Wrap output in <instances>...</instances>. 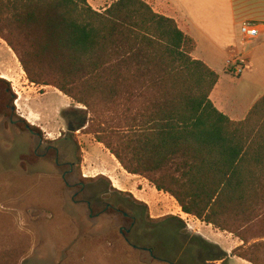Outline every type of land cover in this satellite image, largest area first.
<instances>
[{
	"label": "trees",
	"instance_id": "1",
	"mask_svg": "<svg viewBox=\"0 0 264 264\" xmlns=\"http://www.w3.org/2000/svg\"><path fill=\"white\" fill-rule=\"evenodd\" d=\"M0 38L28 82L52 86L84 107L64 111L70 136L86 130L125 171L146 178L184 213L216 229H263L264 94L243 120L220 112L209 97L218 74L192 57L195 42L173 18L144 0H113L101 11L88 0H0ZM44 65L52 82L40 80ZM2 87L9 122L15 117L14 124L41 132L16 114L10 82L0 77ZM51 152L58 164L55 149L47 146L43 155ZM164 220L179 223L188 238L179 217ZM177 229L167 231L172 237ZM169 240L162 243L171 255ZM187 247L226 264L227 254L199 236ZM241 248L232 255L264 264Z\"/></svg>",
	"mask_w": 264,
	"mask_h": 264
},
{
	"label": "rangeland",
	"instance_id": "2",
	"mask_svg": "<svg viewBox=\"0 0 264 264\" xmlns=\"http://www.w3.org/2000/svg\"><path fill=\"white\" fill-rule=\"evenodd\" d=\"M88 1L101 9L113 0ZM0 68L11 74H5V79L14 94L16 114L41 129L14 124L15 117L10 123L3 109L8 99L0 88V264H222L221 260L206 261L208 256L195 248L188 249V240L199 236L224 250L239 242L235 234L247 242H241L243 248L238 252L249 249L264 263V237L259 238L264 224L263 229L254 224L230 235L198 225L195 218L187 227L185 214L171 195L125 171L86 130L70 136L64 111L71 101L62 109L54 100L55 94L65 98L62 93L31 86L1 38ZM39 77L46 82L53 78L46 65ZM47 146L55 149L59 165L54 152L43 155ZM116 171L121 174L118 178L114 177ZM167 215L183 221L187 239L181 235L184 229L179 223L164 220ZM172 226L178 229L171 237L167 229ZM165 239L174 242L171 255L164 253ZM255 242L261 244L252 246ZM143 248H154L155 254Z\"/></svg>",
	"mask_w": 264,
	"mask_h": 264
},
{
	"label": "crops",
	"instance_id": "3",
	"mask_svg": "<svg viewBox=\"0 0 264 264\" xmlns=\"http://www.w3.org/2000/svg\"><path fill=\"white\" fill-rule=\"evenodd\" d=\"M144 1L154 11L173 18L178 27L194 40L195 49L192 52V57L201 60L218 74V80L209 96L214 106L231 120H243L256 100L264 94V0ZM95 2L103 1L95 0ZM106 6H102L101 9L93 7L101 11ZM244 22L258 26L259 33L255 38L251 40L243 38L240 33V26ZM6 53L8 59H11L10 54ZM10 63L15 66L13 61ZM234 64L242 67L241 73L237 76L231 73ZM5 74L11 75L8 71L0 68V77L8 79ZM29 84L34 85L30 82ZM26 87L30 86L26 85ZM40 87L54 88L52 86ZM61 95L65 98L62 99L55 94L54 100H58L62 109L70 106L69 101H71V106H81L75 104L66 95ZM28 108L31 110V107ZM120 175V172L114 173V177L118 178ZM183 214L187 215L184 212ZM195 222L207 228L212 227L211 224H206L197 218L194 219ZM214 229L222 234H231L227 231ZM210 236L212 235L210 234ZM235 240L239 242L232 248H223L228 256L226 264H252L245 259L232 255V250L240 246L242 242L236 237Z\"/></svg>",
	"mask_w": 264,
	"mask_h": 264
},
{
	"label": "built area",
	"instance_id": "4",
	"mask_svg": "<svg viewBox=\"0 0 264 264\" xmlns=\"http://www.w3.org/2000/svg\"><path fill=\"white\" fill-rule=\"evenodd\" d=\"M240 33L243 36V38H245L247 40H251V39L255 38L259 33L258 26L256 24H253V23L244 22L240 26ZM241 71H242V67L238 64H234V68L231 71V73L233 75L237 76L241 73ZM185 217H186V219L184 218V221L186 222L187 227L190 228L191 226L188 224V221H190L191 218H194V216L187 214V215H185Z\"/></svg>",
	"mask_w": 264,
	"mask_h": 264
},
{
	"label": "water",
	"instance_id": "5",
	"mask_svg": "<svg viewBox=\"0 0 264 264\" xmlns=\"http://www.w3.org/2000/svg\"><path fill=\"white\" fill-rule=\"evenodd\" d=\"M89 205V204H88ZM92 216V214H90ZM124 216H126V213H123ZM144 250H147L152 255V249L151 248H143Z\"/></svg>",
	"mask_w": 264,
	"mask_h": 264
},
{
	"label": "flooded vegetation",
	"instance_id": "6",
	"mask_svg": "<svg viewBox=\"0 0 264 264\" xmlns=\"http://www.w3.org/2000/svg\"><path fill=\"white\" fill-rule=\"evenodd\" d=\"M67 184V183H66ZM68 185V184H67ZM80 191V190H79ZM78 194V192H76L74 195L76 196Z\"/></svg>",
	"mask_w": 264,
	"mask_h": 264
},
{
	"label": "bare ground",
	"instance_id": "7",
	"mask_svg": "<svg viewBox=\"0 0 264 264\" xmlns=\"http://www.w3.org/2000/svg\"><path fill=\"white\" fill-rule=\"evenodd\" d=\"M5 78V77H4Z\"/></svg>",
	"mask_w": 264,
	"mask_h": 264
}]
</instances>
